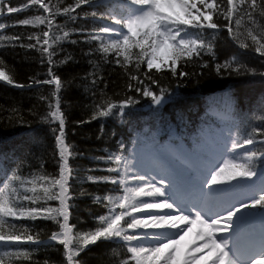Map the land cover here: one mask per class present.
<instances>
[{"label":"snow or ice","instance_id":"snow-or-ice-1","mask_svg":"<svg viewBox=\"0 0 264 264\" xmlns=\"http://www.w3.org/2000/svg\"><path fill=\"white\" fill-rule=\"evenodd\" d=\"M29 8H35L36 14L12 26L37 31L7 35L3 30L8 25L0 23V82L35 88L39 95L28 110L34 119L12 107L7 126L29 129L30 142L38 144L42 138L32 124L47 125L54 141L51 158L56 171L49 173L45 168L47 146L40 156L31 148L23 158L16 149L0 152V264H34L41 248L55 245L63 248L62 261L46 260L45 264H83L81 253L102 240L116 243V264H264V97L258 99L252 118L241 120L233 115L230 87L214 98L229 127L206 156L178 152L175 160H167L163 154L152 155L150 164H145L120 143L116 150L96 157L105 165L97 170L110 175L89 174L87 182L114 187L103 196H92V202L107 212L96 217L95 228L80 231L71 223L77 198L72 160L79 153L68 142L66 131L63 93L70 81L56 71L74 59L70 54L58 58L63 42L77 43L70 40L73 32L94 45L86 55L97 59L89 60L92 71L85 78L92 114L78 124L123 119L126 110L140 102L139 97L150 100L153 107L175 102L183 82L193 78L198 82L205 69L220 79L264 76L241 53L223 60L217 54L219 47L232 44L254 53L264 64V0H26L22 7L0 0V17L5 9L12 14ZM58 17H64L63 24ZM77 21H90L92 26L69 27ZM16 47L40 54V63L47 64L44 79L38 73L27 83L18 82L2 51ZM102 63L122 70L126 78L122 99L114 98L119 92L110 96L105 91ZM189 67L199 71L189 72ZM166 75L170 76L167 85L161 82ZM45 85L47 94L41 91ZM32 160H38V166L24 172L25 163ZM89 195L86 190L79 193ZM36 220L51 221L57 230L45 240L34 226L17 223Z\"/></svg>","mask_w":264,"mask_h":264},{"label":"trees","instance_id":"trees-1","mask_svg":"<svg viewBox=\"0 0 264 264\" xmlns=\"http://www.w3.org/2000/svg\"><path fill=\"white\" fill-rule=\"evenodd\" d=\"M71 3V0H67ZM12 7H22L26 0H7ZM87 10V6H85ZM77 11H81L77 9ZM7 12V11H5ZM35 8H29L26 11L18 13H12L5 19L8 22V27L3 30L7 35L35 32L37 29L25 26L12 25L21 19L35 15ZM58 22L63 24L64 17H58ZM82 26L91 27V22L77 21L75 24H70L72 29H80ZM226 35V32H225ZM70 40H75L77 43L63 42L59 47L63 48V51L59 52V59H63L65 55L70 54L74 59L67 64L60 65L56 68L58 75L63 79L70 81L68 87L63 93V99L65 102V110L67 113V137L68 142L73 144L76 151L79 153L73 160L72 166L75 170V178L72 181L74 186V192L76 199L73 201V208L71 209L72 217L71 223L77 226L80 231H88L95 222L96 217L101 216L105 212V207L100 204H94L92 202V196H103L113 189V185L110 183H89L86 180L87 175H110L102 169L105 167L103 162L97 161L95 158L104 156L109 151H114L117 148V141L121 134H117L119 129V121L117 118H107L103 120H93L89 123L78 124V121L89 120L92 114V95L86 91V85L89 84V80L85 79L88 73L92 71V65L89 60H96L97 56H89L86 53L94 47V45L86 43L84 36L78 31L73 32L70 36ZM28 43L27 39L23 41ZM34 42V41H33ZM59 51V48L57 49ZM3 58L6 60L7 65L14 69L16 79L18 82L27 83L30 76H36L38 73L39 79H44L43 73L47 72V64L40 63V54L33 50H29L27 53L24 49L6 48L3 49ZM233 53H241L242 58H246L249 64L258 69V71H264V64L259 62V58L254 53L244 52L241 49L236 48L235 45L229 44L228 46H221L217 49L218 58L220 60L232 55ZM57 57H54L56 59ZM205 59H209L205 57ZM189 72L199 71L198 68L193 69L189 67ZM204 75L198 78L185 80L184 87L179 88L184 90L185 97L173 102V107L181 109L183 107L184 113L190 115L196 113L199 109L202 97L210 95L214 92L225 89L229 86L232 89L233 97L239 100L241 104L238 108L243 110L247 109L254 112L255 108H251L250 104H254L259 98L264 96V76H245L239 78H227L220 79L216 77L214 72L209 73L208 69L203 70ZM100 73L104 80L108 84V88L105 91L108 95H113L114 92H119V97L116 99H122L124 95L123 82L126 79L123 77L121 69L111 64H101ZM170 76L162 78L161 82L165 85L169 83ZM100 88L104 87V84L99 85ZM48 86L42 87L41 91L47 94ZM39 92L35 88H14L10 85H6L0 82V116L4 118V123L0 124V137L3 140L14 135H17L16 141L13 143L14 149L18 157L23 158L25 151L31 148L36 156H40L44 152L45 146H47V155H45V168L47 172L54 173L56 171V164L51 158V146L54 141L47 125H41L38 123L32 124V130L37 136L41 137V141L38 144L30 142L27 132L29 129L23 127H9L7 126L8 110L12 107L19 108L25 118L34 119L29 116L28 110L37 103V96ZM139 103L135 107L130 108L126 113L132 112L136 116L131 118L132 120L138 119L143 116L142 113H135L134 110H140L145 104H150V100L139 97ZM247 103V107L242 106V102ZM250 101V103L248 102ZM166 105L163 110L167 112ZM169 112V110H168ZM131 115V114H130ZM104 126V134L100 136L101 125ZM100 136V138H98ZM38 160H32L31 164L28 162L24 165V172H27L30 167L38 166ZM91 170V171H90ZM81 190H86L92 194L89 196H79ZM53 205L56 202H50ZM17 223H24L30 226H34L37 231L41 232V238L47 239L51 234V231L57 230L56 225L51 221L36 220L32 221H18ZM109 247L111 241H99L97 244L90 246L85 252L81 253L79 259L83 261V264H115L113 258L115 256L110 255ZM116 248V247H115ZM63 248L60 245H55L54 248L44 249L41 248L34 256V264H45L46 260L50 262L62 261Z\"/></svg>","mask_w":264,"mask_h":264},{"label":"bare ground","instance_id":"bare-ground-1","mask_svg":"<svg viewBox=\"0 0 264 264\" xmlns=\"http://www.w3.org/2000/svg\"><path fill=\"white\" fill-rule=\"evenodd\" d=\"M226 88H229V86H226L225 87V89ZM223 90H224V88H223ZM177 91H178V93H179V98L177 99V100H180L182 97H185V94H184V90L183 89H177ZM206 97V96H205ZM264 97V96H263ZM209 98V97H208ZM177 100H175V101H177ZM209 100H214V99H212V98H209ZM242 102V101H241ZM248 102V101H247ZM248 103H250V101L248 102ZM257 103H258V101H256L254 104H250V107L251 108H255L256 106H257ZM234 105H238V106H240L241 104L239 103V100L237 99V98H234ZM247 105V103H244V102H242V106L243 107H247L246 106ZM184 107V106H183ZM183 107H181V109H180V113H181V115H186V114H188V113H184V109H183ZM152 109H154L153 107H152ZM128 110H130V109H128ZM128 110H126V111H128ZM135 113H137L136 111H135ZM131 114V115H130ZM136 115L135 114H133L132 112H130V113H128L127 112V114L123 117V119H119V129H118V132H117V134H121V133H123V132H126V129H128L129 128V132H130V134L128 135V137H133L135 134H136V131H135V125H136V123H135V125H133V126H130L129 127V125L131 124V121H132V119L131 118H134ZM138 123H139V125L140 126H142L143 125V122H141V121H137ZM123 136V135H122ZM92 246V245H91ZM90 247V246H89ZM115 247H109V251H110V255H112V253H113V249H114ZM113 261L115 262V264H116V262H117V257L116 258H113Z\"/></svg>","mask_w":264,"mask_h":264},{"label":"rangeland","instance_id":"rangeland-1","mask_svg":"<svg viewBox=\"0 0 264 264\" xmlns=\"http://www.w3.org/2000/svg\"><path fill=\"white\" fill-rule=\"evenodd\" d=\"M151 141H147V143L146 144H143L144 146H146V145H150L151 143H150ZM143 145H142V147H141V152L143 151ZM134 146H137L136 144H134ZM131 148V147H130ZM130 150V149H129ZM131 150H132V148H131ZM149 152L151 153V152H154L153 153V155H155L157 152L155 151V149H154V147L153 146H150V148H149ZM150 158V157H149Z\"/></svg>","mask_w":264,"mask_h":264}]
</instances>
